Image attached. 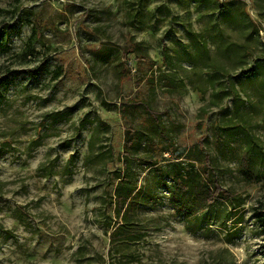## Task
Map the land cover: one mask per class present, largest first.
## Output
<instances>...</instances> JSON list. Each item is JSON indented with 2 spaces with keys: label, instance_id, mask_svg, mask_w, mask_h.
I'll return each mask as SVG.
<instances>
[{
  "label": "rangeland",
  "instance_id": "rangeland-1",
  "mask_svg": "<svg viewBox=\"0 0 264 264\" xmlns=\"http://www.w3.org/2000/svg\"><path fill=\"white\" fill-rule=\"evenodd\" d=\"M127 126L142 188L113 237ZM170 146L234 197L176 215L147 173ZM243 151L264 172V0H0V264H264Z\"/></svg>",
  "mask_w": 264,
  "mask_h": 264
},
{
  "label": "trees",
  "instance_id": "trees-1",
  "mask_svg": "<svg viewBox=\"0 0 264 264\" xmlns=\"http://www.w3.org/2000/svg\"><path fill=\"white\" fill-rule=\"evenodd\" d=\"M145 108L152 118L157 119L156 113L149 106L146 105ZM134 133L135 129L132 126L125 128L123 158L120 164L122 171L117 176L118 180L113 188L114 201L111 205L112 214L119 218L110 232L113 237L115 234L127 235V232L137 225L134 220V211L142 186L128 166L132 158L129 148L132 145ZM152 148L157 149V146L152 143ZM175 150L170 146L171 153L167 164H162L158 159L150 160L147 173L151 174L152 184L168 190V197L176 215L190 216L198 212L203 214L213 209L219 199L227 200L234 197V192L222 187L218 181L217 169L209 154L201 153L194 148L188 155H185L183 151ZM134 159L142 160L140 157ZM239 164L250 183L255 184L264 179V172L256 171L247 151L241 153ZM255 216L264 232V211L256 212Z\"/></svg>",
  "mask_w": 264,
  "mask_h": 264
}]
</instances>
